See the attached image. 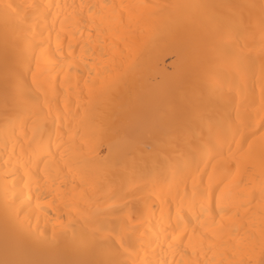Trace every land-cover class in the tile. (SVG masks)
Instances as JSON below:
<instances>
[{"label": "snow or ice", "instance_id": "1", "mask_svg": "<svg viewBox=\"0 0 264 264\" xmlns=\"http://www.w3.org/2000/svg\"><path fill=\"white\" fill-rule=\"evenodd\" d=\"M126 7L128 6L85 3H0V49L5 60L0 192L3 194L2 218L6 253L7 237L11 234L16 240L42 250L93 252L98 256L95 260L85 262L3 259L0 264H180V261L175 260L176 253L187 255L189 247L192 248L194 259L185 260L184 264H264V0L248 4L134 5L131 7L141 11L130 12L125 19L119 9ZM53 8L57 10L56 19L49 25ZM157 8L161 11L154 10ZM166 9L173 11L165 13ZM208 9L212 10L211 15L203 11ZM57 20L61 25L59 30L55 27ZM69 20L81 26V36L83 26H87L90 40L93 31L99 36L119 29V39L124 44L123 48L119 44L112 45L110 52L101 51L99 59L94 53L84 60L90 79H85L82 87L78 85V98L88 108L101 102L107 104L112 94L122 85L134 83L138 79V62L144 52L142 47H136L137 39H143L147 45L158 34L175 35L181 29L190 30L191 34L190 62L185 69L187 87L200 98L207 95L209 99L215 98L228 106L222 120L209 119L206 125L201 121L186 136L178 138L182 163L178 161L174 166L172 181H168L166 177L159 179L153 172H149L139 177L127 176L126 186L125 181L121 182V195L112 206L116 221L108 227L95 220L84 207L85 204L91 207L92 198L101 191L107 175L104 164L88 160L87 140L82 137L77 143L76 133H73L66 142L61 135V143L57 145L59 159L51 151V139L47 144L43 141L44 126L51 117V101L43 91L47 80L40 78L46 69H41L39 58H36L34 69L33 57L35 49L40 48L50 55V62H55L56 55L51 53L53 32L56 39L55 53L63 54L67 41L69 55L73 54L75 31L65 27ZM45 31L48 32L47 37L44 35ZM257 35L261 68L258 108L260 118L258 126L254 127L250 115L242 116L239 102L235 107L234 121L231 104L234 96L239 97L242 92L248 93V75L244 66L254 61L251 55L244 54V47L247 45L242 47L240 41L255 40ZM77 45L82 48L83 59L90 49L87 45H79V42ZM37 92L44 96L43 103L40 96L36 95ZM46 106L49 111L45 114ZM255 106L253 93L248 100V107ZM56 119H60L59 114ZM234 123L246 128L248 135L242 134L237 140ZM29 124L32 130L30 137L26 131ZM17 128L24 133L23 137L17 135ZM228 129H233L231 140L226 137ZM257 133L261 141L258 238L251 221L247 226L237 225L240 220L239 209L245 205L230 201L226 188L221 187L224 180L217 179L216 176L217 169L222 164L230 173L232 164L235 163L236 173L232 175L231 187L238 188L245 183L241 165H244V172H250L249 162L252 161L253 154L251 143L248 151L244 150V144L249 141V136L256 137ZM225 143L228 156L224 153ZM233 143L237 145L235 151ZM50 158L56 164L55 175L50 170ZM86 160L89 166L81 169V162ZM41 164L44 165L43 169ZM156 167L158 163L154 162L153 168ZM69 176H72L73 184L70 191L67 190ZM77 177L79 183H76ZM144 193L155 196L162 205H167V213L161 215V221L168 222V226L161 229L165 234L163 239L157 237L153 240L150 230L152 217H145L138 206L139 197ZM49 197H52L50 203L62 200L65 207L77 213L83 222L78 234L72 224L59 227L53 225L51 234L47 229L32 225L31 217L34 214L48 215L41 206V200H48ZM108 198L112 199L111 196ZM134 199L137 200L135 206L130 203ZM173 206L176 209L175 227L172 225ZM151 207L154 208V205ZM226 220L228 223H225ZM240 227L245 228L243 235L240 234ZM70 229L73 230V236L67 239ZM225 233L234 240V244L223 239ZM169 236L171 239H168ZM213 238L221 243L205 248L204 242ZM165 240L168 244L167 251L173 258L157 260L156 249L164 251ZM197 240L198 244L194 243ZM210 251L221 258H207V252Z\"/></svg>", "mask_w": 264, "mask_h": 264}, {"label": "bare ground", "instance_id": "2", "mask_svg": "<svg viewBox=\"0 0 264 264\" xmlns=\"http://www.w3.org/2000/svg\"><path fill=\"white\" fill-rule=\"evenodd\" d=\"M0 3H38V4H107V5H125L128 6L119 9L127 19L130 12L138 13L140 9L133 8L134 5H175V4H248L259 3V0H0ZM161 11V9H154ZM53 15L49 17L48 24L51 25L56 19V9L53 8ZM173 10L166 9L164 12ZM209 15L212 10H203ZM87 15V13H85ZM56 30H59L60 22L56 21ZM65 27L75 31V39L73 40L74 52L69 55L67 41H65V49L63 54H56L55 32L52 34L51 53L56 55L55 62H50L51 57L40 48L35 49L33 57V68H36V58H39L41 69L46 72L40 78L46 79L43 91L46 92L48 99L51 101V117L47 119L43 141L47 144L51 139V151L55 153L56 159H59L60 152L57 151V145L61 143V135L63 140L68 141L69 137L76 133L77 143L81 138H85L88 142V160L98 161L104 164L106 178L103 181L101 191H98L92 198L91 207L84 205L88 212L95 220L102 222L106 227L115 223L116 217L113 213V205L121 195V182L125 181L129 175L142 176L146 173L153 172L159 179L173 180V168L177 162H181L179 158L178 138L186 136L188 132L196 128L201 121L207 124L209 119L220 121L223 118L224 111L228 107L221 101L213 98L209 99L207 95L200 98L198 94H193L187 87V74L185 69L190 62L191 52V34L190 30L181 29L177 34L170 35L168 33L158 34L154 39L144 44L143 39H137L136 47L143 48V56L138 62L137 76L138 79L133 83L122 85L115 91L107 104L101 102L93 108H88L82 100L78 98L79 87L83 86L85 79H90L88 68L85 67L84 60L89 59L94 53L99 59L101 51L110 52L112 45L119 44L121 48L124 44L120 42L119 29L106 32L97 36L93 31L91 40L87 26L84 27L83 36L79 28L80 25L74 21L66 22ZM45 37L48 32L45 31ZM87 45L90 49L87 55L82 59V48L77 45ZM241 46L244 47V54L251 55L254 61L245 64V71L248 75V93H243L239 97H233L231 104L232 117L235 121V107L239 102L240 112L242 116H251L253 126H258L260 113L259 95H260V59L257 49L259 47V37L252 39H241ZM249 49H252L249 52ZM88 67H91L89 65ZM4 75L5 60L2 49H0V149L3 144L4 123L2 118V102L4 94ZM55 78V79H53ZM31 74H29V80ZM79 85V87H78ZM254 93L255 108L248 107V100ZM40 96L41 103L44 96L37 92ZM219 105V107H217ZM49 111L46 106L45 114ZM60 119L57 120V115ZM103 129H107L106 131ZM236 132V139L239 140L241 135H248V130L233 124ZM233 129H228L226 137L232 139ZM27 135H32L31 125L26 129ZM17 135L23 137L24 133L17 128ZM251 143V152L253 159L249 162L250 172H244V165H241V174L245 183L240 187H231L232 175L236 173L235 163L232 164L231 172L226 171V166L218 167L217 179L224 180L221 187L226 188V194L229 200L237 204L243 203L245 207L239 209L240 220L237 225L247 226L251 221L254 231L259 232V213L261 209V141L259 133L256 137L249 136V141L244 144V150H249ZM70 147V145H68ZM233 151L237 148L236 143L232 144ZM225 156H228L227 143L224 145ZM88 160L81 162V169L88 167ZM106 162V163H105ZM154 162L158 163V167L153 168ZM50 170L52 174H56V164L51 158L49 159ZM41 169L44 165H40ZM67 171V169H65ZM67 190L73 187L72 176H69ZM2 183V182H0ZM22 183V182H20ZM43 183V181H41ZM59 183V181H58ZM76 183H79L77 177ZM227 189H230L228 191ZM111 196L112 199L108 197ZM52 197L48 200H41V206L48 212L45 216L43 213L34 214L31 217L33 226L39 229H47L51 234L53 225L61 226L72 224L73 229L78 234L81 230L82 221L77 213L71 208L65 207V202L57 199L54 204L50 203ZM132 205H137V200H131ZM35 199L33 200V205ZM154 205V208L151 207ZM144 212L145 217H152V238H164L162 227H167V221H161L162 213L168 211L167 205H162L161 201L155 196L144 193L139 197V205ZM235 210V209H234ZM3 194L0 192V260L3 259H22V260H41V261H91L98 258L93 252H66L64 250L46 251L40 248L28 246L15 239L11 234L7 237V253L6 238L3 226ZM154 213V216H153ZM173 219L172 225H176V209L172 208ZM37 215L39 219H37ZM75 218V219H74ZM191 219V216H188ZM219 219V218H218ZM194 223V222H193ZM225 223H228L226 220ZM181 231L183 224H181ZM189 230H191L189 228ZM244 227H240V234L243 235ZM73 230L67 232V239H71ZM171 239V236L168 237ZM223 239L234 244L227 233ZM187 242V237H185ZM198 244V240L194 241ZM221 241L213 238L211 241H205V248L210 245L217 246ZM183 247V246H182ZM162 251L156 249L155 259L171 260L172 254L167 251L168 244L165 240ZM215 250V247H214ZM187 255L176 253L175 260L184 264L185 260L194 259L192 257V248L189 247ZM199 255V253H197ZM207 258L219 259L221 257L214 256L213 252H207Z\"/></svg>", "mask_w": 264, "mask_h": 264}]
</instances>
